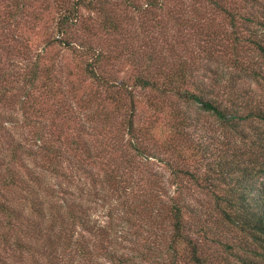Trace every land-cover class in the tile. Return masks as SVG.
<instances>
[{"label": "trees", "instance_id": "trees-1", "mask_svg": "<svg viewBox=\"0 0 264 264\" xmlns=\"http://www.w3.org/2000/svg\"><path fill=\"white\" fill-rule=\"evenodd\" d=\"M247 50L264 0H0V264H264Z\"/></svg>", "mask_w": 264, "mask_h": 264}, {"label": "rangeland", "instance_id": "rangeland-1", "mask_svg": "<svg viewBox=\"0 0 264 264\" xmlns=\"http://www.w3.org/2000/svg\"><path fill=\"white\" fill-rule=\"evenodd\" d=\"M101 37H105V35L103 33H100ZM99 37V36H98ZM180 49H178L179 52H184L183 48L184 47H179ZM194 50V47H193ZM195 56L193 57L194 59L200 61V60H205V55L203 53H197L195 51ZM246 54H248V56H246ZM246 54H243L244 56L240 59L242 61H247L249 62L251 65H254L256 68H260L264 70V56L258 55L255 52H251V50H247ZM67 55V54H66ZM70 54L67 55V60H70ZM206 60H208L206 58ZM229 69V67H227V70ZM234 69V76H235V88L237 89L238 92H242V94H244L246 96L247 100H252V101H260L262 104H264V79L261 76H258L257 78H254V76L249 75L250 69H246V71L241 70V69ZM226 70V71H227ZM228 72V71H227ZM242 94L240 96H242ZM201 123V124H200ZM258 121L255 123H251V125L255 126L256 129V125H257ZM264 126V124H262ZM220 127L218 126L217 122L214 120L213 116H210L207 113L203 114V121L199 122V125L195 126L194 129H191V131L196 133H201L205 132L208 133L211 137H214V139H218L221 135L220 132ZM248 131L249 134H251L253 132V129H250V127H248L246 129ZM200 135V134H199ZM195 137H197L194 134ZM162 152H164L162 149L160 150ZM165 153V152H164ZM164 155H169V154H164ZM194 162V161H193ZM198 162H195L192 165V168H194L195 166H198ZM149 166L152 167V171H156L159 174V181L160 182H165L166 186H169V184L165 181V178L168 177L169 171L167 170V168L163 165L162 162H160L158 159H150L149 162ZM203 167L198 166V169L201 170ZM195 186L194 184H187V186ZM197 190V189H196ZM201 196V197H200ZM198 198L202 199V201H205V197H203V195L201 193H199ZM101 202H98V204L96 205V208L94 210L95 216L99 217L101 219H105L106 217V212H107V207L106 206H102L100 205Z\"/></svg>", "mask_w": 264, "mask_h": 264}]
</instances>
